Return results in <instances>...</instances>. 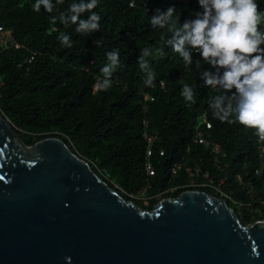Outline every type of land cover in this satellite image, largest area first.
Returning a JSON list of instances; mask_svg holds the SVG:
<instances>
[{
	"label": "trees",
	"instance_id": "1",
	"mask_svg": "<svg viewBox=\"0 0 264 264\" xmlns=\"http://www.w3.org/2000/svg\"><path fill=\"white\" fill-rule=\"evenodd\" d=\"M35 2L0 0V24L21 46L0 54V115L26 146L61 139L110 188L144 210L151 211L160 198L196 190L226 200L243 225L264 219V142L254 130L213 118L210 101L218 90L204 87L195 65L186 69L166 45L163 30L149 23L157 9L169 7L181 23L195 19L192 13L203 11L199 0H98L93 11L102 17L100 30L91 34L59 22L79 0H52V13L43 7L34 12ZM256 2L264 13V0ZM61 32L71 37V48L62 47ZM144 47L153 51L152 87L144 86L137 64ZM114 49L120 63L112 86L94 90L103 79L106 53ZM192 59L203 64L195 51ZM204 68L215 73L211 65ZM182 80L196 86L194 102L181 97ZM198 132L225 155L195 142Z\"/></svg>",
	"mask_w": 264,
	"mask_h": 264
},
{
	"label": "water",
	"instance_id": "2",
	"mask_svg": "<svg viewBox=\"0 0 264 264\" xmlns=\"http://www.w3.org/2000/svg\"><path fill=\"white\" fill-rule=\"evenodd\" d=\"M14 137L0 115V264H264V219L192 190L144 210L61 139L27 161Z\"/></svg>",
	"mask_w": 264,
	"mask_h": 264
},
{
	"label": "clouds",
	"instance_id": "3",
	"mask_svg": "<svg viewBox=\"0 0 264 264\" xmlns=\"http://www.w3.org/2000/svg\"><path fill=\"white\" fill-rule=\"evenodd\" d=\"M199 4L203 11L192 13L195 19L181 23L175 7H169L166 11L157 9L156 14L149 17V23L152 28L163 30L166 45L182 58L186 69L195 65L204 87L218 90L219 94L210 101L213 118L254 130L258 140L264 142V48L261 47L264 30L260 27L264 13L256 0H199ZM97 6L98 0L73 2L67 12L59 15V22L65 26L76 25L75 31L79 34L97 32L102 19L93 11ZM41 7L48 13L55 9L52 0H36L32 10L39 13ZM85 13H88L87 18L82 19ZM50 23L55 25L57 17H50ZM57 39L62 47L73 46L71 37L64 32ZM94 43L100 46L102 42ZM193 51L201 55L203 64L200 60L193 61ZM152 55V49L144 47L137 61L145 73V87L154 86L156 79L148 59ZM106 56L107 61L100 70L103 79L93 86L94 90H109L111 77L119 67V49L107 52ZM205 64L211 65L215 73L205 70ZM181 83V97L186 104L194 102L196 86L184 80Z\"/></svg>",
	"mask_w": 264,
	"mask_h": 264
},
{
	"label": "built area",
	"instance_id": "4",
	"mask_svg": "<svg viewBox=\"0 0 264 264\" xmlns=\"http://www.w3.org/2000/svg\"><path fill=\"white\" fill-rule=\"evenodd\" d=\"M188 2V0H187ZM133 5V4H132ZM131 5V6H132ZM261 29L264 30V23H262L260 25ZM16 48V49H19L21 46L19 44H17L15 41H14V38H13V35H12V32L10 30H7L5 29L1 24H0V54L8 49V48ZM145 99L147 100L148 99V96H145ZM204 118L206 119V116L204 115ZM211 124H208V127H210ZM204 134L201 133V132H198L197 135L195 136V142H199L200 144L204 145L206 148H211L212 150V153L214 154H222V155H225L221 152V149L218 145L216 144H211L205 137H203ZM148 171L150 174L153 173V170L151 169V166H148L147 167ZM258 173V171H257ZM226 180V177L221 181V183H224V181ZM216 190L218 192H220V189L219 188H216Z\"/></svg>",
	"mask_w": 264,
	"mask_h": 264
},
{
	"label": "bare ground",
	"instance_id": "5",
	"mask_svg": "<svg viewBox=\"0 0 264 264\" xmlns=\"http://www.w3.org/2000/svg\"><path fill=\"white\" fill-rule=\"evenodd\" d=\"M12 142L17 144V146L23 151L25 158L35 159L37 157V149L35 147H26L21 142H19L16 137H14V141Z\"/></svg>",
	"mask_w": 264,
	"mask_h": 264
},
{
	"label": "rangeland",
	"instance_id": "6",
	"mask_svg": "<svg viewBox=\"0 0 264 264\" xmlns=\"http://www.w3.org/2000/svg\"><path fill=\"white\" fill-rule=\"evenodd\" d=\"M36 159H37V157H36L35 159H33V160H32V159H27V161H35ZM196 187H197V186H196ZM173 191H175V189H174ZM193 191H196V190H193ZM158 198H159V197H158ZM214 198H216V197H214ZM160 199H161V200L159 201V203H160L164 198H163V199L160 198ZM143 200H144V202L147 204V200H146V199H143ZM220 200H224V199H221V198H220ZM159 203H158V204H159ZM157 207H158V206H156L155 208H157ZM257 221H258V220H257Z\"/></svg>",
	"mask_w": 264,
	"mask_h": 264
}]
</instances>
